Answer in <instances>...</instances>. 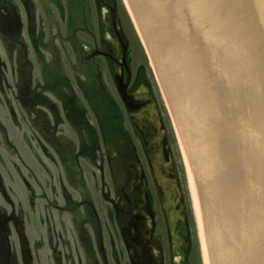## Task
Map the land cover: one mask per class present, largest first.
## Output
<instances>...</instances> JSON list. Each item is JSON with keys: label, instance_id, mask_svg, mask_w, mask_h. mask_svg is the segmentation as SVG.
<instances>
[{"label": "flooded vegetation", "instance_id": "1", "mask_svg": "<svg viewBox=\"0 0 264 264\" xmlns=\"http://www.w3.org/2000/svg\"><path fill=\"white\" fill-rule=\"evenodd\" d=\"M114 4L0 0V264H135L156 237L164 250L158 128L146 96L116 104Z\"/></svg>", "mask_w": 264, "mask_h": 264}, {"label": "water", "instance_id": "2", "mask_svg": "<svg viewBox=\"0 0 264 264\" xmlns=\"http://www.w3.org/2000/svg\"><path fill=\"white\" fill-rule=\"evenodd\" d=\"M128 1L179 137L206 264H264V0Z\"/></svg>", "mask_w": 264, "mask_h": 264}, {"label": "rangeland", "instance_id": "3", "mask_svg": "<svg viewBox=\"0 0 264 264\" xmlns=\"http://www.w3.org/2000/svg\"><path fill=\"white\" fill-rule=\"evenodd\" d=\"M96 1H98L100 4V0H95V2ZM114 1L116 3L115 15L118 23V31L127 47L126 57L130 63L129 69L131 72V77L133 78L137 70H141V76L143 78L138 82V85L134 91L143 93L145 91L143 89V83L145 82L144 85L147 86L157 102L159 112L163 118L168 143L171 148L173 161L177 169L182 195L184 198L182 209L178 204L174 210V215L169 214L166 218V215H164L163 212L158 213V229L163 239L165 264H203L200 237L198 233L199 228L191 203L188 183L186 180L185 169L182 163L179 146L173 131L172 123L168 116V111L164 107V102L161 99L152 72L148 66L147 59L140 48L134 33V29L131 26L132 24L129 22L126 9L121 0ZM95 5V3L94 5H91L90 13H94ZM99 15L105 16V10L102 9V6H100ZM92 17L95 18L94 14ZM91 22L93 23V26L96 25L94 20H91ZM93 34L94 36H97L96 40L98 41V45H100V33L97 35V32L95 31ZM105 38L108 37L105 36ZM81 39L83 40L84 44L86 42L93 43L94 41L84 35ZM113 49L115 50V55L117 57L120 56V49L116 42L114 43ZM105 77L107 76L105 75Z\"/></svg>", "mask_w": 264, "mask_h": 264}, {"label": "bare ground", "instance_id": "4", "mask_svg": "<svg viewBox=\"0 0 264 264\" xmlns=\"http://www.w3.org/2000/svg\"><path fill=\"white\" fill-rule=\"evenodd\" d=\"M162 91V89H161ZM163 93V92H162ZM164 96V95H163ZM165 99V98H164ZM167 104V103H166ZM168 106V105H167ZM154 110H155V107H153ZM169 109V108H168ZM170 112V110H169ZM171 114V112H170ZM172 117V115H171ZM173 121V119H172ZM174 124V122H173ZM174 128H175V125H174ZM175 135H176V138H177V142H178V145H179V149H180V154H181V159H182V163L184 165V169H185V174H186V180H187V183H188V188H189V194H190V198H191V203H192V207H193V211H194V214H195V217H196V221H197V225H198V228H199V237H200V245H201V256H202V262L203 264H206V259H205V253H204V247H203V241H202V235H201V228H200V221H199V216H198V211H197V206H196V201H195V197H194V193H193V189H192V184H191V180H190V176H189V172H188V168H187V165H186V161H185V158H184V154H183V151H182V148H181V144H180V141H179V137H178V134H177V131H176V128H175ZM156 161L158 162V165L160 166V157L156 159ZM159 169V168H158ZM170 203L172 204V201L169 199Z\"/></svg>", "mask_w": 264, "mask_h": 264}]
</instances>
